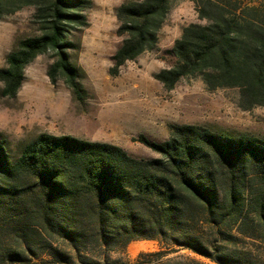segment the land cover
<instances>
[{"label":"trees","instance_id":"1","mask_svg":"<svg viewBox=\"0 0 264 264\" xmlns=\"http://www.w3.org/2000/svg\"><path fill=\"white\" fill-rule=\"evenodd\" d=\"M180 1L195 4L201 23L183 29L170 51L175 62L155 79L171 91L183 78L199 76L210 91L238 90L243 111L264 107V2L256 0L123 3L116 9L122 43L110 75L158 48ZM25 7L35 8L41 34L19 41L8 55L0 69L2 96L16 98L26 68L53 52L51 81L61 77L83 101V71L69 51L80 49L71 37L88 28L93 2L0 0V21ZM140 142L159 156L136 159L117 145L44 133L14 157L0 135V211L21 223L14 231L22 250L12 260L23 261L24 248L40 243L66 264L63 246L81 257L92 245L173 239L216 264H261L254 245H264V139L173 125L167 141L142 136Z\"/></svg>","mask_w":264,"mask_h":264},{"label":"rangeland","instance_id":"2","mask_svg":"<svg viewBox=\"0 0 264 264\" xmlns=\"http://www.w3.org/2000/svg\"><path fill=\"white\" fill-rule=\"evenodd\" d=\"M91 1L88 28L71 37L80 49L69 51L70 62L83 71L79 79L86 91L83 101L75 100L61 77L55 83L51 81L49 71L56 61L53 52L40 55L26 68L16 98L2 96L0 83V135L8 141L14 157L44 133L117 145L136 159L158 157L140 138L165 142L173 125L264 139V107L241 110L238 90L210 91L196 76L183 78L167 91L155 79L157 73L175 62L170 51L183 29L201 23L192 1L177 3L160 32L158 48L127 62L118 76L109 72L122 43L117 34L116 9L130 0ZM35 12L34 7H25L0 21V69L6 67L7 57L19 41L41 34ZM19 224L18 219L7 218L0 211V264H57L44 243L24 248L23 261L12 260L9 255L22 250L14 231ZM254 249L264 264V245L258 242ZM88 252L78 257L69 247L61 248L68 259L66 264H178L193 260L216 264L176 245L173 239H137L125 248L92 245Z\"/></svg>","mask_w":264,"mask_h":264}]
</instances>
